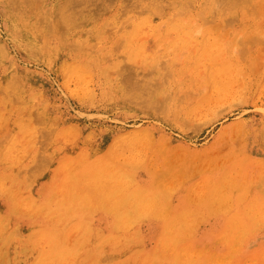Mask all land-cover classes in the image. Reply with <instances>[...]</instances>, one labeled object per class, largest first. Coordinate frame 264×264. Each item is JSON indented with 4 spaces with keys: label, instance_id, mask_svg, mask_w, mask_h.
Here are the masks:
<instances>
[{
    "label": "rangeland",
    "instance_id": "1",
    "mask_svg": "<svg viewBox=\"0 0 264 264\" xmlns=\"http://www.w3.org/2000/svg\"><path fill=\"white\" fill-rule=\"evenodd\" d=\"M0 264H264V0H0Z\"/></svg>",
    "mask_w": 264,
    "mask_h": 264
}]
</instances>
